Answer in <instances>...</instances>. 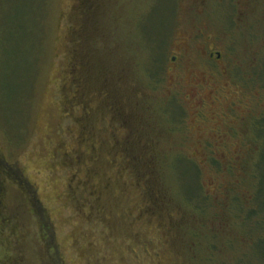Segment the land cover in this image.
<instances>
[{
  "label": "rangeland",
  "instance_id": "obj_1",
  "mask_svg": "<svg viewBox=\"0 0 264 264\" xmlns=\"http://www.w3.org/2000/svg\"><path fill=\"white\" fill-rule=\"evenodd\" d=\"M263 150L264 0H0V264H264Z\"/></svg>",
  "mask_w": 264,
  "mask_h": 264
},
{
  "label": "trees",
  "instance_id": "obj_2",
  "mask_svg": "<svg viewBox=\"0 0 264 264\" xmlns=\"http://www.w3.org/2000/svg\"><path fill=\"white\" fill-rule=\"evenodd\" d=\"M258 163H257V167L259 168L258 170H253V177H254V180L252 182V184H254L256 187L255 189V194H254V197H253V200L255 201V204L251 206V209L250 211H247L243 208L240 209L239 211V219L242 220V222L244 221V219L246 218V220L249 221L250 217L252 218V223H250V221L248 222L250 225H251V228L250 226L248 227V230L250 228V230L254 229L255 227L256 228H260L259 225H261L262 223L261 222H258L259 218L258 217H261L258 212L259 211H262L264 213V188L260 190L261 188V185L264 187V150L263 151H259L258 152ZM182 162L183 164L186 165V167L188 168L189 171H192V173L195 175V178H196V181H197V185H198V192L200 190L199 188V184H198V175H199V172H198V169H197V166H195L194 164H191L189 161H186L184 158H181L180 160H178L177 162ZM177 162H176V166H177ZM263 183V184H262ZM185 193V192H184ZM197 193L194 192V194L192 196H188L186 194L185 198H189L191 201L192 198L194 197H197L196 196ZM184 198V200H185ZM264 216V214H262ZM237 216V217H238ZM247 227V226H245ZM263 227V226H262ZM261 231V230H259ZM213 239V238H211ZM261 243H264V242H261ZM259 244V242H258ZM213 247V245H212ZM256 247V244L254 245V248ZM209 248L211 249V244H209ZM214 249V247H213ZM253 258L255 261H257L258 263V257L256 254H253ZM211 262L214 261L213 259V255L211 257ZM264 261V260H263ZM252 263V262H251ZM213 264H215L213 262Z\"/></svg>",
  "mask_w": 264,
  "mask_h": 264
},
{
  "label": "flooded vegetation",
  "instance_id": "obj_3",
  "mask_svg": "<svg viewBox=\"0 0 264 264\" xmlns=\"http://www.w3.org/2000/svg\"><path fill=\"white\" fill-rule=\"evenodd\" d=\"M221 58V57H220ZM219 59V58H218Z\"/></svg>",
  "mask_w": 264,
  "mask_h": 264
}]
</instances>
